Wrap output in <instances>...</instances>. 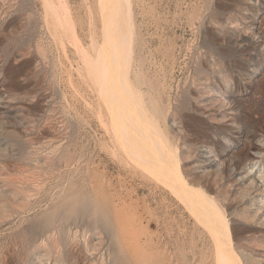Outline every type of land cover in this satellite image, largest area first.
I'll return each instance as SVG.
<instances>
[{
    "label": "rangeland",
    "instance_id": "374dc122",
    "mask_svg": "<svg viewBox=\"0 0 264 264\" xmlns=\"http://www.w3.org/2000/svg\"><path fill=\"white\" fill-rule=\"evenodd\" d=\"M101 3L0 0V264H218L81 60L104 47ZM129 5L124 64L151 141L216 200L245 264H264V0Z\"/></svg>",
    "mask_w": 264,
    "mask_h": 264
},
{
    "label": "bare ground",
    "instance_id": "6f19581e",
    "mask_svg": "<svg viewBox=\"0 0 264 264\" xmlns=\"http://www.w3.org/2000/svg\"><path fill=\"white\" fill-rule=\"evenodd\" d=\"M101 1H102V3H101L102 4V10L101 9L100 10L102 12V19H103L104 30H105L104 38L102 37L104 42H101V43H104V44H102V45H104V47L98 46L100 50L98 49L96 54L93 51V53L95 55V57H93L94 59H91L92 57H90L89 54L85 52V50L80 52L81 53L80 57H83L81 59L83 61H86V62L89 61V62H87V64H85L86 62L83 63L85 66L87 65L86 66V67H88L87 69L93 67V70L89 69L92 74L94 72V74H93L94 78H92L93 76H92V74H90L91 79H92V81L95 80L94 83L98 84L99 88L98 87L97 88L99 89V93L102 95L101 97L104 98L106 106L110 112L109 114L112 117V121H114L115 123L117 122L116 124H118L119 129L122 130L123 134L121 133L122 135H120V136H122V138H124L125 141L128 142V144L130 145L132 150L133 149L136 150L137 154L144 155V157L147 158L149 161L152 158L154 159V160L153 159L151 160V163L153 162V172L152 173H154L158 176L157 177L158 180L159 179L162 180V182H160V183H162V184L164 183L170 189L172 195L174 194V196H176L178 198V200H180L179 202H181L185 206V208L188 210L189 213L191 212L200 222H203L207 226V228H208L207 230L210 233V236L213 240V243L215 244V246H214L215 247V253L214 254H216L218 264H245V261H244L242 254H238L236 252V250L234 249V246L231 242L234 240V235H233L232 229L229 225V222L224 217L222 211L217 206V204L215 202L216 200L214 201L205 192L204 189H202L198 185H195L194 183H191L190 181H188V179L186 178V176H185V174L181 168L180 159H179L177 153L170 148L169 144H166L164 142L167 139H165V138H163V140L160 139L161 141L159 140L158 142H156V146L154 144L155 142H153L155 140L153 139V141H151L152 140V138H150L151 134L157 135L156 131H154V132L152 131L155 129V125L153 122H150V124H148L149 116L147 115V113H149V112H146V110H144L145 106L141 105L144 103L141 102L142 97L139 96L138 93L136 94L137 90L134 89V91H136V92H133V90H132L133 88L131 86L132 83L130 84V81L128 78V73H129L128 72L129 71L128 65L124 64V61L126 60V53L125 52L127 51L128 45H131L130 44L129 25L132 23H130L131 21H130L129 0H115V3H114L115 6H113V4H111V0H100V2ZM61 3H62V5L60 3H57V4H59L61 7H64V5H63L64 2H61ZM52 5H54V4H52ZM55 8H56V6H55ZM55 8H54V10L57 13H61L60 11L56 10V9H60L59 7H57L56 9ZM63 9L61 8V10H63ZM56 12H55V14H56ZM61 15L59 14L57 16L56 15H54V16L56 19H58L59 17H61V19H63L64 16L65 17L67 16V14H65L64 11H63V16H61ZM68 16H69V14H68ZM52 17H53V15H52ZM65 20L68 21L69 18L68 19L66 18ZM59 21H60V19H59ZM63 21H64V19H63ZM63 21H62V23H63ZM67 21H64V23L66 25H69L70 23L67 24L68 23ZM45 22H46V20H45ZM51 22H52V20H51ZM54 22H56V21H54ZM52 23H50V24H52ZM62 23L60 22L61 25H62ZM65 24L63 26H65ZM47 25H48V23H47ZM55 26H54V29H55ZM51 28H53V27H51ZM56 30H57V28H56ZM131 31H133V30H131ZM131 34H133V32ZM71 35H73L72 32H71ZM55 36H57V34H55ZM68 36H70V35H68ZM92 46H93V44L91 45V47ZM94 46H95V44H94ZM77 48L78 49L81 48L79 51H81L82 48L84 49V47H82L81 44ZM130 50L131 49H129V51ZM88 65H92V66L90 67ZM91 82L89 81V83H91ZM92 85H93V82H92ZM96 92H95V94H96ZM106 106L104 108H106ZM150 118H151V116H150ZM99 121H100V118H99ZM101 123H103V122L101 121ZM110 123H112V122H110ZM115 123L113 125H115ZM156 125H157V123H156ZM115 126H117V125H115ZM115 128L113 127V129H115ZM148 130L150 133L148 132ZM115 134H117L116 130H115ZM118 134H119V132H118ZM120 136H119V138H121ZM157 137H159V136L157 135ZM111 139H116V138L111 137ZM155 139H156V137H155ZM121 141H123V140L121 139ZM152 142H153L154 146L152 145ZM123 145H125V144H123ZM126 145H127V143H126ZM154 147H155V149H154ZM128 148H129V146H128ZM131 148H129V150ZM144 157H143V159H144ZM137 160L141 161V159H137ZM143 164H145V163H143ZM222 200H223V198H222Z\"/></svg>",
    "mask_w": 264,
    "mask_h": 264
}]
</instances>
